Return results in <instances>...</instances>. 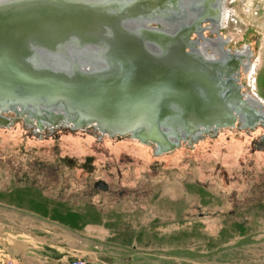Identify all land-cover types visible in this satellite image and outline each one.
<instances>
[{"label":"rangeland","instance_id":"1","mask_svg":"<svg viewBox=\"0 0 264 264\" xmlns=\"http://www.w3.org/2000/svg\"><path fill=\"white\" fill-rule=\"evenodd\" d=\"M223 6V28L204 34L261 62V75L240 66L237 83L243 98L264 101V0ZM225 61L217 69L226 85ZM5 116L0 264H264V148L253 144L261 120L157 153L130 136Z\"/></svg>","mask_w":264,"mask_h":264},{"label":"water","instance_id":"2","mask_svg":"<svg viewBox=\"0 0 264 264\" xmlns=\"http://www.w3.org/2000/svg\"><path fill=\"white\" fill-rule=\"evenodd\" d=\"M159 1L0 0V125L8 124L5 113L13 112L28 123L34 120L38 129L93 128L154 143L162 153L202 130L233 126L236 120L245 126L264 123L232 75L228 72L226 85L220 78L221 62L207 59L198 41H189L192 19L161 15L171 5L160 8ZM203 1L183 3L187 12L192 6L199 11V18L192 13L197 25L219 19L217 10L223 8V0ZM203 11L213 14L202 16ZM102 35L106 39L100 40ZM172 42L176 47L169 53ZM91 44L106 54L100 69L70 67L65 48L74 46L76 52ZM260 140L264 145V134ZM94 186L107 189L102 180Z\"/></svg>","mask_w":264,"mask_h":264},{"label":"bare ground","instance_id":"3","mask_svg":"<svg viewBox=\"0 0 264 264\" xmlns=\"http://www.w3.org/2000/svg\"><path fill=\"white\" fill-rule=\"evenodd\" d=\"M172 2H174V5H173L174 15H173V17L171 19H175L176 17H177V19H181L180 17H184V15H187L189 20L192 19L190 21V23L192 21L194 23L197 20L195 17L199 18V15H198V14H200L199 11L192 10V9H194V6H192L191 9H189L190 10L189 12H187L188 10L184 9V7H183L184 4L183 3L186 2V0H172ZM203 2H204V4L205 3L207 4L210 1L209 0H204ZM159 5H161L160 1H159ZM217 11H218L219 19L214 20V22L216 21V23L214 25L215 29L216 28L218 29V28L221 27V24H222V21H223V18H224V14H225V6H223V8L221 7V10H217ZM203 12L205 14H202V16H204V15L209 16L210 15V12H206V11H203ZM192 13H194L195 15H193ZM192 15L195 16L194 17L195 19L192 18ZM183 21H187V20L185 18H183ZM179 24H182L185 27V22L182 23V21H181ZM166 28L169 29L168 27H166ZM217 29L215 31H217ZM111 31H112V33H110V34L113 35V36L109 37L108 39L105 38V35H102L99 38L100 40L101 39H106L107 51L108 52L110 50L111 42H112V41H110V38L112 39L114 37V34H115L114 28L112 26H111ZM196 31L199 32V29H196ZM104 34H106V33H104ZM201 37L203 38L202 42L198 41V43H199L198 47H200L199 48V52H201L207 59H209V60H219L221 57L224 58V54H226V53L229 54L228 50L223 48L222 40L220 38L216 39L215 41H213V40L206 39L204 36H201ZM90 48H92L98 55L100 54L102 56H106L105 52L100 48L99 44H95L93 46L91 44L90 46H85V47H82L80 49L89 50ZM67 50H70V48L67 47V48H65L64 51H67ZM95 52L86 53L85 59L83 61H81L80 58H76V59L73 60V62H71V60H69V61L67 60V62L70 65V67H72L73 63H76L77 61L78 62L80 61V65L82 67H84V65H85L86 70H93V69L94 70L95 69L98 70V69H100L99 67H101L103 65V62H102L103 58L101 56H98ZM228 56L230 58L231 57L235 58L236 60H239V61H242V58H250L249 55L245 54L244 52H242V53L237 52L236 54H232V55H228ZM100 62H102V63H100ZM247 95H248L247 98H243V96H242V98L245 99L249 105L254 106L253 108L255 110H258L256 105H259V100L253 98V97H256V95L255 94H250V95L247 94ZM263 107H264V105H263Z\"/></svg>","mask_w":264,"mask_h":264},{"label":"flooded vegetation","instance_id":"4","mask_svg":"<svg viewBox=\"0 0 264 264\" xmlns=\"http://www.w3.org/2000/svg\"><path fill=\"white\" fill-rule=\"evenodd\" d=\"M227 1V0H226ZM160 3H161V8H164V7H167V6H169V5H171V8H168V10H163V11H161V14H163V12H167V13H169V15H170V17L172 18L173 17V15H174V9H173V5H174V2H172V0H160ZM226 14H227V12H226V6H225V14H224V18H223V21H222V24H221V27L220 28H223V26H224V23H225V17H226ZM184 18L186 19V20H188L189 18L187 17V15H184ZM205 21H207V20H203V21H201L198 25L196 24V22H194L193 23V32H191V33H189L188 35H189V41H200V42H202V37L201 36H204L206 39H209V40H213V41H215L216 39H214V38H211V37H207V36H205V34H204V32L205 31H207V32H217V31H215L216 29H215V27H214V25H215V23L216 22H210V26L208 27V26H206V22ZM188 25H191V24H189L188 23ZM163 27H165L166 28V26H163ZM167 27H169L170 28V26H167ZM172 28V27H171ZM202 28V29H201ZM196 29H199V32H197L196 31ZM219 29V28H218ZM217 29V30H218ZM170 30H173V29H170ZM194 35V36H193ZM193 36V37H192ZM178 40H180L179 38H178ZM178 40H177V42H178ZM188 41V40H187ZM173 44H174V46H173ZM199 44V43H198ZM198 44H197V46H198ZM176 47V43H174V42H172V44H170L169 46H168V49H167V52H173L174 51V48ZM223 46V45H222ZM74 46H70V50H67V51H64L63 53L64 54H67V56H69V58L71 59V62H73V60L74 59H76V58H80L81 59V61H83L84 59H85V55H86V53H93L94 51L92 50V49H90L89 51H87V50H83V49H80V48H76V52H71L72 50H74ZM223 48H224V46H223ZM224 49H227V48H224ZM81 50V51H80ZM229 50V49H228ZM209 52V51H208ZM229 52V51H228ZM239 53H242L241 51H238ZM244 52V51H243ZM96 53V52H95ZM237 53V52H236ZM235 52H229V54L228 53H226V55L228 54V55H232V54H236ZM244 53H246V54H248V52L246 51V52H244ZM97 54V53H96ZM100 55V54H99ZM225 54H224V59H226V63L228 62V61H230L229 63H232L231 65H230V67L228 68V72H229V75L231 76L232 75V79L234 80L233 81V84H235L236 86H237V89H238V92H239V84L237 83V77H238V73H239V68H241L240 66H243V64L242 63H240V61H239V63H238V66L235 68V66L233 65L234 63H235V61H237L235 58H230L228 55L226 56ZM100 56H102V55H100ZM235 56V55H234ZM103 57V56H102ZM69 58L67 59L68 61H69ZM249 60V65H247L248 67H250L251 66V68L250 69H246V70H249L248 72L250 73L251 71H255L256 70V67H257V65H256V63H253L254 61H252V63H251V59L252 58H242V61H244V60ZM228 60V61H227ZM231 60H234L233 62H231ZM247 60V61H248ZM100 63H102V62H100ZM74 64H76V65H80V61L78 62H76V63H73V65H72V67L74 66ZM221 65H223V64H221ZM113 67V66H112ZM111 66L110 67H106V69H104V71H107V69H109V68H112ZM244 68H247V67H244ZM219 71V70H218ZM247 72V71H246ZM209 78H211V77H209ZM232 93H231V91H230V95H231ZM258 95V94H257ZM256 95V97H253L254 99H258L259 100V102H264L263 101V99H261L259 96H257ZM264 104V103H263ZM262 115L264 116V114L262 113ZM262 122V121H261ZM257 122L255 121L253 124H252V127L256 124ZM222 127H224V126H221V127H217V128H222ZM228 127V126H227ZM262 127L264 128V123L262 122ZM218 130V129H217ZM217 130H213V129H210V130H202L200 133H198V135H196V136H189L190 138H191V141H193V140H195L196 138H198V137H200L201 136V134L203 133H209V132H216ZM264 134V133H263ZM263 134H261V135H263ZM261 135L258 137V139L257 140H255L254 142H253V144H254V146L255 145H258V146H260L261 148H264V145H263V143H262V141L260 140V137H261ZM190 142V141H189Z\"/></svg>","mask_w":264,"mask_h":264},{"label":"built area","instance_id":"5","mask_svg":"<svg viewBox=\"0 0 264 264\" xmlns=\"http://www.w3.org/2000/svg\"><path fill=\"white\" fill-rule=\"evenodd\" d=\"M248 60V59H247ZM247 60H245V62L244 63H242L243 64V66L244 67H247L246 69H250V67H248L247 65H249V60L247 61ZM247 72L249 71V70H246ZM246 98V97H245ZM264 102H259V105H256L257 106V108H258V111H261L262 113H264V107H263V104ZM254 104V103H253ZM263 107V108H262Z\"/></svg>","mask_w":264,"mask_h":264},{"label":"crops","instance_id":"6","mask_svg":"<svg viewBox=\"0 0 264 264\" xmlns=\"http://www.w3.org/2000/svg\"><path fill=\"white\" fill-rule=\"evenodd\" d=\"M260 64H261V62L258 64L257 63V66L259 67V69H258V75H261V73L263 72V70H260L261 69V66H260ZM259 84H264V82L262 81V82H260L259 80H258V86L257 87H259L260 88V86H259Z\"/></svg>","mask_w":264,"mask_h":264},{"label":"trees","instance_id":"7","mask_svg":"<svg viewBox=\"0 0 264 264\" xmlns=\"http://www.w3.org/2000/svg\"><path fill=\"white\" fill-rule=\"evenodd\" d=\"M91 129H93V128H91ZM93 131H95L94 129H93ZM97 132V131H96Z\"/></svg>","mask_w":264,"mask_h":264}]
</instances>
